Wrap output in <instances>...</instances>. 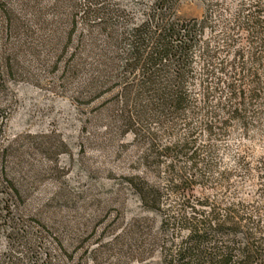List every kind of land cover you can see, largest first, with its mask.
<instances>
[{
    "label": "trees",
    "instance_id": "trees-1",
    "mask_svg": "<svg viewBox=\"0 0 264 264\" xmlns=\"http://www.w3.org/2000/svg\"><path fill=\"white\" fill-rule=\"evenodd\" d=\"M199 1L206 6L203 17L184 18L178 14L181 0H153L144 19L127 28L129 13L112 0H84L83 56L72 53L65 72L86 73V95H109L100 109L112 135H132L123 146L133 147L136 172L125 180L159 217L158 225L149 216L132 220L128 234L137 260L159 249L160 264H264L262 209L235 196L231 171L213 176L214 138L224 137L234 122L249 128L260 75L240 48L233 60L222 57L235 39L225 33L222 49L217 36H207L214 5ZM261 24L258 14L245 22L252 36ZM21 27L10 8L0 5V95L21 73ZM76 28L74 19L68 43ZM255 48L249 58L259 64ZM3 130L0 124V136ZM203 134L208 143L200 142ZM21 200L12 180L0 181V232L8 240L0 264H55L52 255H36L42 237L25 222Z\"/></svg>",
    "mask_w": 264,
    "mask_h": 264
},
{
    "label": "rangeland",
    "instance_id": "rangeland-1",
    "mask_svg": "<svg viewBox=\"0 0 264 264\" xmlns=\"http://www.w3.org/2000/svg\"><path fill=\"white\" fill-rule=\"evenodd\" d=\"M209 1L214 5L213 31L207 36H217L222 49L225 33L235 39L222 57L231 61L242 49L261 80L260 97L249 110V128L234 122L224 137L214 138L213 176L231 171L235 196L261 208L264 222V0ZM152 3L112 0L129 13L127 28L140 23ZM83 4L84 0H0L22 25L21 73L0 95L4 129L0 181L7 176L20 190V210L31 232L42 237L36 255L43 260L52 255L55 264H160L159 249L139 261L129 240L134 218L149 216L155 225L159 221L125 180L136 172V153L123 146L132 143V135H112L100 109L109 95H86L82 91L86 73L65 72L72 53L83 56L80 38L87 34L79 12ZM205 10L202 1L181 0L178 14L201 18ZM252 14H258L262 23L253 36V29L245 25ZM74 19L77 28L68 43ZM254 47L262 57L259 64L249 58ZM200 142L208 143V135L203 134ZM118 235L124 237L117 239ZM7 248L6 233L1 231L0 255H7Z\"/></svg>",
    "mask_w": 264,
    "mask_h": 264
}]
</instances>
